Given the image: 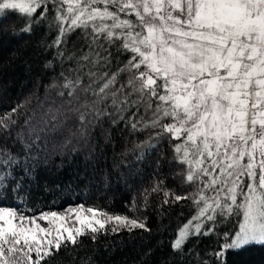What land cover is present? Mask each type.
<instances>
[{"label":"snow or ice","instance_id":"snow-or-ice-1","mask_svg":"<svg viewBox=\"0 0 264 264\" xmlns=\"http://www.w3.org/2000/svg\"><path fill=\"white\" fill-rule=\"evenodd\" d=\"M49 4L58 30L49 47L62 64L75 66L59 73L22 122L30 100L0 115V140L15 130L13 142L30 151L70 121L79 138L105 119L134 132L151 129L135 149L167 140L182 185L192 191L180 195L159 180L145 190V205L162 192L163 203L190 200L196 209L172 241L173 252L233 218L238 230L217 233V249L208 253L216 264H227L230 251L264 246V0H0V19L16 13L25 21L20 31L31 33L33 24L49 19ZM77 30L87 46L79 56L61 47ZM112 48L127 54L114 71ZM18 163L0 143V189L8 188ZM30 211L0 205V264H42L84 237L95 242L100 233L150 231L138 217L84 204L65 209L67 215Z\"/></svg>","mask_w":264,"mask_h":264},{"label":"trees","instance_id":"trees-1","mask_svg":"<svg viewBox=\"0 0 264 264\" xmlns=\"http://www.w3.org/2000/svg\"><path fill=\"white\" fill-rule=\"evenodd\" d=\"M48 7L49 19L33 24L31 33L20 31L25 21L16 13L10 11L0 19V115L30 100L26 109H21L22 122L24 113L35 107L37 98H43L46 87L58 79L59 73L75 66V61L62 64L56 48L49 47L58 30L52 24L55 16L52 5ZM61 47L68 53L75 51L77 56L87 51L79 30ZM111 51L114 71L118 63L127 59V54L118 55L115 48ZM131 111L135 109L125 115H131ZM140 115H144L143 109ZM75 131L76 122L70 121L63 132L43 136L30 151L13 142L15 130L11 138L0 140L19 159L5 181L8 188L0 189V205L31 209L26 214L34 215L84 204L112 214L138 217L150 231L121 229L100 233L95 242L84 237L75 249L69 245L42 264H86L87 258L91 264H203L205 259L216 264L208 253L217 249V233L237 229L235 218L219 223L208 236L191 237L183 252H173L172 241L177 230L196 212L192 202L165 204L161 192L149 195L145 205V190H150L159 180L164 181L163 187L177 194L192 191L191 187L182 185L181 168L173 161L167 140L158 142L153 149H135L153 130L134 132L130 124L121 122L112 126L107 119L90 126L84 138L73 136ZM66 140L71 142L66 144ZM17 184L19 189L13 191ZM133 203L136 210L130 211ZM227 264H264V246L230 251Z\"/></svg>","mask_w":264,"mask_h":264},{"label":"rangeland","instance_id":"rangeland-1","mask_svg":"<svg viewBox=\"0 0 264 264\" xmlns=\"http://www.w3.org/2000/svg\"><path fill=\"white\" fill-rule=\"evenodd\" d=\"M4 206V205H3ZM73 206H75V205H73ZM9 207H14V206H9ZM70 206H67V207H64V208H61V209H58V210H53V211H57V212H59V213H61V214H64V215H67L68 213H65V209H68ZM90 215V214H89ZM115 215V214H114ZM193 215H195V213L193 214ZM192 215V216H193ZM191 216V217H192ZM191 217L188 219V220H190L191 219ZM188 220H186V222H184L180 227H179V229L184 225V224H186L187 222H188ZM40 223L41 224H43L44 222L43 221H40ZM209 224V223H208ZM208 224H206L205 225V230L207 229V227H208ZM46 226V225H45ZM178 229V230H179ZM178 230H177V232H178ZM237 230H238V223H237ZM176 237H177V233H176V236H175V238H174V240L176 239Z\"/></svg>","mask_w":264,"mask_h":264}]
</instances>
